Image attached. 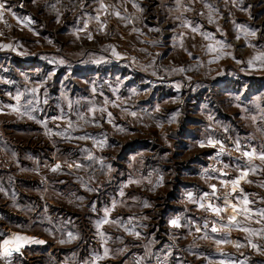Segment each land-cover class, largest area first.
Here are the masks:
<instances>
[{
	"label": "rangeland",
	"instance_id": "obj_1",
	"mask_svg": "<svg viewBox=\"0 0 264 264\" xmlns=\"http://www.w3.org/2000/svg\"><path fill=\"white\" fill-rule=\"evenodd\" d=\"M0 3V264H264V0ZM188 180L212 208L170 237ZM142 200L146 252L111 222Z\"/></svg>",
	"mask_w": 264,
	"mask_h": 264
},
{
	"label": "crops",
	"instance_id": "obj_2",
	"mask_svg": "<svg viewBox=\"0 0 264 264\" xmlns=\"http://www.w3.org/2000/svg\"><path fill=\"white\" fill-rule=\"evenodd\" d=\"M145 163H147V162L145 161ZM192 163L193 164H189L190 168H191V169H189V172L190 173H192V172L197 173V171L199 169L198 168L199 164H196V162H194V161H192ZM74 164L76 165L77 163L75 162ZM194 165H197V166H194ZM144 166L147 170L150 168V165H148V164H145ZM146 173L148 174V171L145 170L144 174H146ZM157 178L160 179V182H155V181L154 182L156 185L160 184L159 187H161L162 186L161 183H163V177L159 175V176L155 177L154 180H156ZM151 179H153V175L151 176ZM185 184L189 185V186L185 187V189H184L185 191L182 194L181 199H179L178 201L169 199L170 200L169 203H166V206H164V207L159 206L161 203L158 205L157 202H155V205H154L155 209H157L158 207H160V210L162 209L161 211H162V214L165 218V222H166L165 224H166V227L169 231V236L171 233L177 234V233H180V232L185 231V230H191L192 232H196V234H197V232H199L198 231V229H199V221L198 220L199 219L195 218L194 216L200 210L199 206L200 205H207V207L209 209L212 208V200H213L212 195L214 193H213L212 188H211L212 185L210 183V180H209V185L206 184L205 188H203L204 192L201 193V195H199V196H196L197 192L194 191V186H192V185H194L193 181L191 182L188 180V182H186ZM171 193H172V190L169 191V195H171ZM189 194H191V195H189ZM182 200H184L185 203H187L188 205H189V203H191V204L194 203L196 207L194 208V205L193 206H187V205L182 206V204H179V202H181ZM83 201H85L83 206L87 207V200L83 199ZM149 201H150V199H149ZM79 202L82 205V199L81 198H80ZM142 203H144L146 210H143V211L141 210L142 212H139V210L137 211L135 209H132L131 211L127 210L124 213L117 212V215L115 217H113L114 219H111L112 220L111 222H113L117 225V227H118L117 230H119L120 231L119 233H121V234H119V236H121L119 238L122 239L123 235H126L131 247H136V248H139L140 250H141V248H143L144 249L143 252H146V246L148 245V243L151 242L152 240H155V239L159 240V236H156V237L152 236V235H155V234H153V231L151 233V232H149V229H147L146 223L148 221V218H146L145 215L147 214L146 211H150V214H151V209H152L151 204L148 203L147 200H142ZM209 205H211V207H209ZM142 208H143V206H142ZM63 213H64V215H66V211H63ZM55 214H60L59 210H56ZM185 214L186 215L189 214L190 216H192L189 223H187L185 221V218L183 217ZM67 215L69 217H71L70 211H68ZM174 219H178L179 225H180L179 227L173 226L171 224V221ZM136 233H139V236H137ZM5 239H7V237L4 238L3 241ZM122 243L123 242H119L116 245V247L125 245ZM25 246H23V247L25 248ZM112 261L115 264H132L129 254L128 255L122 254L121 256L117 255V257L114 258V260H112ZM54 262L55 263H61V262H57L56 260H54ZM149 262H151V264H154L155 261H153L152 256L149 257ZM160 263H161V260H160Z\"/></svg>",
	"mask_w": 264,
	"mask_h": 264
},
{
	"label": "snow or ice",
	"instance_id": "obj_3",
	"mask_svg": "<svg viewBox=\"0 0 264 264\" xmlns=\"http://www.w3.org/2000/svg\"><path fill=\"white\" fill-rule=\"evenodd\" d=\"M102 7H103V5H101ZM2 9H4V4H2V3H0V10H2ZM3 11H0V17H2L3 16ZM117 15H118V13H117ZM194 31H195V29H193ZM61 63H63V61H61ZM250 63H251V61H250ZM17 99H19V97H17ZM15 110H18V109H15ZM209 143L210 144H212V143H214L212 140H209ZM201 146H203V145H201ZM245 155H248V156H251L252 154L251 153H245ZM262 160H264V154H262L261 155V157H260ZM69 167H72V165H69ZM75 167H80V165H75ZM60 168V165L59 164H57L52 170L53 171H56L57 169H59ZM242 175H244L243 173H242ZM162 179V178H161ZM238 183V181H233V185L235 186L236 184ZM213 187V189L215 190V185H213L212 186ZM235 190V189H234ZM189 195H191V194H189ZM245 203L247 204V200H245ZM204 205H201V207H203ZM209 207H211V205H209ZM214 211H216L217 213H219L220 212V209L219 208H216V209H214ZM262 215H264V213H261ZM233 219H234V217H233ZM105 223H107V221H104ZM171 224L173 225V226H176V227H179L180 225H179V221H178V219H174V220H172L171 221ZM212 231L213 232H215V231H217V229L214 227L213 229H212ZM69 235V238L70 239H72V238H74V237H72V234L71 233H69L68 234ZM136 235L137 236H139V233H136ZM15 239L17 240V241H20V240H27L28 238L27 237H23V236H16L15 237ZM64 241H61V243H63ZM5 244H7V243H9V241H5L4 242Z\"/></svg>",
	"mask_w": 264,
	"mask_h": 264
},
{
	"label": "built area",
	"instance_id": "obj_4",
	"mask_svg": "<svg viewBox=\"0 0 264 264\" xmlns=\"http://www.w3.org/2000/svg\"><path fill=\"white\" fill-rule=\"evenodd\" d=\"M2 164L4 169L8 170L10 168V164L6 161V160H2ZM209 171H214L216 166L213 165L212 163L209 164L208 166ZM23 249L21 247H18L17 249H13V248H6V252H5V256H9L12 257L14 254L16 253H22ZM0 253H2V249L0 247ZM130 258L133 262V264H145L143 257L138 253V252H132L130 255ZM154 260H159L158 256H154Z\"/></svg>",
	"mask_w": 264,
	"mask_h": 264
}]
</instances>
